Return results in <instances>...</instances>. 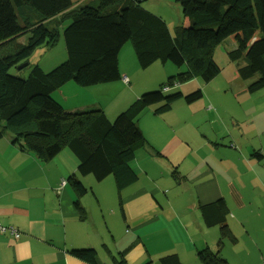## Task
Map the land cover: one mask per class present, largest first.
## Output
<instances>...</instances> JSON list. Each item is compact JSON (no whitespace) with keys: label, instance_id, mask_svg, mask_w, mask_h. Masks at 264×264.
<instances>
[{"label":"crops","instance_id":"obj_1","mask_svg":"<svg viewBox=\"0 0 264 264\" xmlns=\"http://www.w3.org/2000/svg\"><path fill=\"white\" fill-rule=\"evenodd\" d=\"M183 21L184 26L189 25L188 18ZM174 27L172 24L170 29ZM243 33L247 32L230 39L246 50L260 31L257 27L254 40L241 35L247 39L245 44L234 42L232 38ZM127 48L130 58L122 55V49L119 69L131 85L128 72L137 57L131 55V47ZM172 58L174 65H181L177 54ZM185 68L188 66L182 64L179 70ZM234 75V80L215 86V91L248 92L237 69ZM113 84L91 89L110 93L118 85L127 87L123 81ZM201 84L196 77L171 87L170 93L188 96L201 91L202 97L193 103L181 99L158 116L150 106L161 103L164 97L152 92L134 94L119 87L131 93L122 107L101 101L68 106L70 93H78L71 83L54 93L67 111L99 108L110 121L135 100L148 102L137 124L149 148L136 152L132 168L138 181L121 192L113 177L97 182L93 176L80 175L79 161L69 149L43 163L14 146L10 137L2 139L0 224L21 236L16 239L11 233H0V264H93L77 258L74 250H94V264H161V259L174 255L182 264H204L198 253L206 248L219 252L228 264H264V146L258 144L264 130L247 117L233 118L240 125L227 124L223 108L215 103L208 86ZM76 106L81 108L68 109ZM70 177L87 188L84 196L78 198ZM221 199L230 210L227 225L233 238L223 237L219 226L206 227L201 215V206ZM76 202L85 211L84 218ZM240 239L248 241L245 250ZM253 251L259 255L256 260L251 258Z\"/></svg>","mask_w":264,"mask_h":264},{"label":"trees","instance_id":"obj_2","mask_svg":"<svg viewBox=\"0 0 264 264\" xmlns=\"http://www.w3.org/2000/svg\"><path fill=\"white\" fill-rule=\"evenodd\" d=\"M78 1L0 0V141L10 133L14 146L34 154L40 162H49L69 149L79 161L82 176H93L97 182L113 177L119 192L138 181L132 162L138 150L149 148L137 124L148 108L147 101L135 100L110 121L102 109L67 111L52 97L68 83L90 89L122 81L119 54L128 42L142 69L157 62L176 63L173 54L181 61L179 68L182 64L188 66L186 71L170 77L164 89L196 77L205 83L218 77L222 69L213 51L224 43L230 47L231 61L243 58L237 73L246 82L247 91L255 93L264 88V0H258L260 36L246 50L230 38L240 32L255 35L251 0H175L189 25L173 29L162 17L143 8L148 0H91L77 6ZM54 19L58 25H49L48 21ZM62 27L65 62L49 72L39 65L31 66L32 54L56 45ZM25 32L29 36L23 44L17 37ZM21 64L31 68L26 78L12 73ZM124 84L130 85V80ZM201 97V91L188 96L177 91L153 104V113L162 115L181 99L193 103ZM69 182L78 198L87 193L77 178L70 177ZM76 207L84 218L79 202ZM200 210L206 227L219 226L223 237L233 238L227 225L230 210L223 199ZM218 245L221 247V242ZM73 254L96 263L94 250H74ZM198 257L204 264H228L219 252L209 248L200 251ZM161 264L182 263L174 255L161 259Z\"/></svg>","mask_w":264,"mask_h":264},{"label":"rangeland","instance_id":"obj_3","mask_svg":"<svg viewBox=\"0 0 264 264\" xmlns=\"http://www.w3.org/2000/svg\"><path fill=\"white\" fill-rule=\"evenodd\" d=\"M91 0H79L77 3V6H82L86 3H88ZM253 9L255 14H257L256 19V25L259 28V15H260V5L258 0H251ZM143 8L146 9L149 12H152L153 14H156L158 16H161L171 27L172 24H175L176 27L183 26V19L184 15L182 14L181 8L179 5L175 2V0H148L143 4ZM49 25L57 26V20H51L48 21ZM241 35H247L248 34L243 33L239 34L238 36H235L232 38L234 42L238 40L239 43L245 44L247 39L244 36ZM29 36V32H25L17 37V41L26 44L27 39ZM238 37V39H237ZM250 39H255L254 35L249 36ZM251 40V41H253ZM128 46H126L122 50V55L126 58H130L127 53V47L129 48L131 55H135L133 46L130 42L127 43ZM244 47V45H241ZM230 47L227 45V43H224L222 45L216 46L213 51L214 60L219 65V67L222 69L220 75L212 80L210 83H205L202 81L201 78H199V82L201 86H208L209 92H211L213 99L217 105H220L227 118L225 122L230 125L239 124L240 122L236 119H244L245 117L251 119L252 123L255 124L256 121L258 122V128L264 130V88L259 90V94L251 95L249 92L240 93V95H235L237 92L227 90L224 93H219L215 91V86H221L223 85L224 81L226 80H234L232 78H235V73L237 69V65L241 64L243 61H231L228 57ZM67 59V50L65 46L64 41V34H63V27L60 29V35L59 39L51 48L42 47L40 49H37L31 56L29 63L31 66L39 65L45 72H49L50 70L54 69L55 67L59 66L65 60ZM129 63V62H128ZM26 64H21L18 66V68L13 69L12 73L15 75H19L22 78H26L29 75V72L31 68L25 67L22 71L19 68H23ZM130 65V63H129ZM187 68L179 70V68L174 65L171 61H168L166 64H163L161 62H157L154 65L150 66L147 69L140 68L139 64L136 62L134 64V67L130 69L128 72V75L131 79V85H118L116 88L110 93H102L101 91L95 92L91 88H80L79 86L75 85L74 83H71L75 89H77L78 93L76 95H73L70 93L69 103L70 105H78V104H85V105H91V102L94 101H101L102 103H106L114 107L121 106L123 104H126L128 100H130L131 93L126 91H131L134 94L135 93H146V92H152L156 96L161 95L165 98L168 94L175 93L177 91H167L164 89V86L169 83L170 76L177 75L180 72L186 71ZM243 81V80H242ZM190 82V81H188ZM245 83V82H244ZM246 84V83H245ZM109 85H116V84H109ZM119 87H122V89H127L126 91L120 90ZM134 89V91L132 90ZM229 88V87H228ZM67 89V88H66ZM169 92V93H168ZM258 92V91H257ZM132 93V95H133ZM244 94V95H243ZM52 97L54 98V93L52 94ZM58 97V95H56ZM55 99V98H54ZM140 99V98H139ZM111 100H113V104L111 103ZM183 103H186V101L183 99ZM154 105L150 106L153 107ZM81 107L76 106L75 108H68L70 110L72 109H78ZM85 108V107H84ZM127 108V107H126ZM109 112L110 109H108ZM154 111V110H153ZM120 114V113H119ZM118 114V115H119ZM158 116V115H156ZM236 118V119H233ZM263 132V133H262ZM261 134L258 136V144L264 146V131H262ZM7 137L12 138L10 133H7ZM6 137V138H7ZM126 230V229H125ZM241 241V249L245 250L247 247V240L240 239ZM118 259H120V256H117ZM252 260H256L259 258V255L256 254L255 251H253Z\"/></svg>","mask_w":264,"mask_h":264},{"label":"built area","instance_id":"obj_4","mask_svg":"<svg viewBox=\"0 0 264 264\" xmlns=\"http://www.w3.org/2000/svg\"><path fill=\"white\" fill-rule=\"evenodd\" d=\"M122 81L126 84L129 83V78L127 76H123L122 78ZM166 91H168L169 89L166 88L165 89ZM65 185V182H63L62 186ZM0 233H11L16 239H19L21 234L19 231L13 229V228H10V227H4L0 224Z\"/></svg>","mask_w":264,"mask_h":264},{"label":"water","instance_id":"obj_5","mask_svg":"<svg viewBox=\"0 0 264 264\" xmlns=\"http://www.w3.org/2000/svg\"><path fill=\"white\" fill-rule=\"evenodd\" d=\"M26 66V65H25ZM25 66H23V67H25ZM19 69H22V67L21 68H19Z\"/></svg>","mask_w":264,"mask_h":264}]
</instances>
